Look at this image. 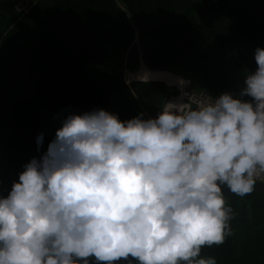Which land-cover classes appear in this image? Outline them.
<instances>
[{
    "label": "clouds",
    "instance_id": "clouds-1",
    "mask_svg": "<svg viewBox=\"0 0 264 264\" xmlns=\"http://www.w3.org/2000/svg\"><path fill=\"white\" fill-rule=\"evenodd\" d=\"M254 59L238 96L66 115L0 195V264H218L202 250L233 235L226 192L264 184V47Z\"/></svg>",
    "mask_w": 264,
    "mask_h": 264
},
{
    "label": "trees",
    "instance_id": "trees-1",
    "mask_svg": "<svg viewBox=\"0 0 264 264\" xmlns=\"http://www.w3.org/2000/svg\"><path fill=\"white\" fill-rule=\"evenodd\" d=\"M20 1L0 0L4 196L69 113L105 109L121 120L147 119L143 108L159 114L168 86L127 84L125 67L136 69L141 59L190 79L193 91L238 96L245 74L256 70L255 49L264 47V0H26L25 13ZM226 197L233 235L202 255L218 264H264V184L243 198Z\"/></svg>",
    "mask_w": 264,
    "mask_h": 264
},
{
    "label": "built area",
    "instance_id": "built-area-1",
    "mask_svg": "<svg viewBox=\"0 0 264 264\" xmlns=\"http://www.w3.org/2000/svg\"><path fill=\"white\" fill-rule=\"evenodd\" d=\"M21 3H25V5L28 4V2L26 0H24V1L21 0L18 3L19 9L23 8V6H20ZM142 65H145L147 68L151 69L141 59L139 60V65H138V67L136 69H130V68L125 67L124 70H123V77H124L125 82L127 84H132L134 82H139V81H151V82H163V83H165L168 86V90L170 91V95L166 98L164 104L167 103V102H173V103H183V102H186L187 101V97L184 95V93H190V99L193 102L197 101L201 97H206L207 96V93L204 92V91H193V89H191V81H190V79H187L184 76L179 75V74H176V73L171 72L169 70H165V72H168V73L171 72L174 76L178 77L181 80V82L183 81V88H180L178 86H175L173 83H169V82H167L166 80H163V79H157V80H148V79H146V80H144V79L138 80V79H131V75L133 73H135L136 71H138V69H140ZM151 70H162V69H151ZM182 93H183V97H180V95ZM213 98H215V97H213ZM143 110H144L145 116L147 118H153V117H151L149 115V113L144 108H143ZM161 110H162V108H161Z\"/></svg>",
    "mask_w": 264,
    "mask_h": 264
},
{
    "label": "bare ground",
    "instance_id": "bare-ground-1",
    "mask_svg": "<svg viewBox=\"0 0 264 264\" xmlns=\"http://www.w3.org/2000/svg\"><path fill=\"white\" fill-rule=\"evenodd\" d=\"M131 79H138V80H157V79H163L166 80L169 83H173L175 86H178L180 88H183V83L181 80L174 76L171 72H165V70H151L147 68L145 65H142L138 71L133 73L131 75ZM180 97H183V93L180 95Z\"/></svg>",
    "mask_w": 264,
    "mask_h": 264
},
{
    "label": "rangeland",
    "instance_id": "rangeland-1",
    "mask_svg": "<svg viewBox=\"0 0 264 264\" xmlns=\"http://www.w3.org/2000/svg\"><path fill=\"white\" fill-rule=\"evenodd\" d=\"M20 6H23V8H21L20 10L23 11L24 13L28 12L31 8V6H29V4L25 5V3H21Z\"/></svg>",
    "mask_w": 264,
    "mask_h": 264
}]
</instances>
